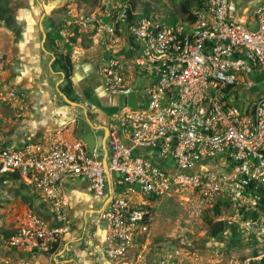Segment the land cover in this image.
Returning a JSON list of instances; mask_svg holds the SVG:
<instances>
[{
	"label": "built area",
	"instance_id": "built-area-1",
	"mask_svg": "<svg viewBox=\"0 0 264 264\" xmlns=\"http://www.w3.org/2000/svg\"><path fill=\"white\" fill-rule=\"evenodd\" d=\"M250 14L239 0H194L191 18L181 13L174 22L127 5L104 16L92 14L87 23L106 54L97 75L104 92L122 100L108 123L107 169L120 176L123 191H109L102 159L82 142L65 139L76 116L42 142L0 148V176H17L54 209L50 220L33 213L21 219L7 246L25 256H8L0 264H48L34 256L52 258L69 232L62 186L71 177L87 179L95 197L108 199L99 214L107 223L110 260L132 255L134 264H143L152 204L184 196L234 206L240 229L264 256L259 194L264 191V88L254 101L241 98L256 78L264 85V1ZM0 99L19 112L27 109L23 90H8ZM138 148L171 161L172 167L134 156ZM179 259L180 250L173 247L159 264Z\"/></svg>",
	"mask_w": 264,
	"mask_h": 264
},
{
	"label": "crops",
	"instance_id": "crops-1",
	"mask_svg": "<svg viewBox=\"0 0 264 264\" xmlns=\"http://www.w3.org/2000/svg\"><path fill=\"white\" fill-rule=\"evenodd\" d=\"M40 10V0H0V25L3 26L0 27V53L9 55L8 75L10 81L19 87V90L26 92L28 97L25 112L17 111L15 105H7L9 108L5 109V114L0 112V148L20 147L26 143L42 142L49 132L64 123L74 121V115L81 117L80 120H85L83 110H74L64 103L60 94V88L64 86V81L61 82L62 76L60 72L51 69V61L47 60V57H41V32L36 23V15H39ZM96 56L92 65L83 57L76 59L73 63L72 83L73 95L81 102L85 101L87 104H91L92 107L86 106L87 114L90 116L92 124L97 128L92 133L81 132V135L87 134L88 138L91 134L94 137L91 140L93 141V153L103 160L105 154L104 152L98 153L96 135L102 133L104 137L105 131L100 128H108L109 121L115 119L118 112L110 117L100 111L96 115L93 113L95 109H101L102 105L111 104V98L118 102L119 106L122 104V100L106 94L102 88L101 91L96 89L100 98L98 101L95 88L92 85L93 76L97 74L95 70H98L101 63L100 55ZM99 93L103 95L100 96ZM104 98L107 100L103 101ZM135 101V97H131L133 107L137 106ZM76 126V121L68 124L64 134L65 139L68 141L78 140L89 149L86 140L78 135ZM82 128L87 127L83 125ZM102 142L103 140L101 146ZM128 143L124 140L125 145ZM133 155L149 157L157 165L172 167L171 161L160 159L151 150L138 148L134 150ZM2 177L12 185V197H6L4 202L9 208L10 218L15 220L18 225L21 219L30 213L37 214L47 220L52 218L54 209L46 200L24 190L23 188H27L20 181H15L9 176ZM107 180L109 191L113 190L117 193L123 191V188L119 186L120 176L118 174L109 175ZM62 193L66 200L64 215L69 232L64 236L52 258L41 254L34 256L35 259L48 264H134L132 255L119 261L108 259L105 255V250L108 247L106 242L107 223L106 228L102 230L99 225L88 219L89 215H94L95 212L100 213L108 199L95 197L89 181L83 177L67 179L63 183ZM135 201L148 203L147 199L140 197H136ZM95 215L101 218L100 214ZM155 229L152 224L150 234L153 230L158 233ZM23 255L22 252L11 250L8 246L0 247V260L8 256L20 257ZM151 255L148 253V256L145 257L150 261Z\"/></svg>",
	"mask_w": 264,
	"mask_h": 264
},
{
	"label": "rangeland",
	"instance_id": "rangeland-1",
	"mask_svg": "<svg viewBox=\"0 0 264 264\" xmlns=\"http://www.w3.org/2000/svg\"><path fill=\"white\" fill-rule=\"evenodd\" d=\"M183 0H40L41 12L36 15V23L39 25L43 16L42 25L44 32L50 39L46 38L44 44L45 52H41V57H47L51 61L54 71L59 72L58 66L54 65L56 57L60 59L63 56H70L72 63L77 58H85L89 64H93L94 57L100 55V58L106 57L99 40L96 39L93 27L87 23V19L94 13L104 16L106 12L112 11L114 8L122 6H132L138 13H147L148 15L157 16L165 21L171 19L176 20L181 14L180 4ZM240 3H245L246 8L254 13L262 4L264 0H239ZM2 25H0L1 27ZM3 27V26H2ZM257 26L253 30H256ZM73 39L75 41L73 42ZM42 40V34H41ZM115 48H119L116 46ZM118 50V49H116ZM2 57L0 68V95L11 89H19L15 86L9 78V55L0 53ZM63 60V59H62ZM53 70V69H52ZM97 73V71L95 70ZM92 85L98 91L102 90L103 82L101 78L96 75L93 76ZM89 81V79H88ZM66 86L60 88L61 90ZM60 87V86H59ZM264 88L260 78H256V84L252 90L244 96L242 100L252 98L259 94ZM21 89V88H20ZM101 89V90H100ZM74 93V92H73ZM71 94L72 99L83 106L91 104L81 102L76 96ZM100 96L103 94L99 93ZM96 97L100 101L96 91ZM247 96H250L247 97ZM116 97V96H114ZM107 98V97H106ZM118 98V97H117ZM102 100V99H101ZM107 99L104 98L103 101ZM109 105H100L101 109H95L93 114L98 111L107 116L115 115L119 112V104L112 99ZM65 103V102H64ZM66 104V103H65ZM235 104L240 108L244 107L242 101H236ZM68 105V104H66ZM7 104L0 99V112L5 114ZM79 109V108H78ZM82 110V109H80ZM89 111V110H88ZM92 111V109H91ZM90 111V113H91ZM93 112V111H92ZM118 114V113H117ZM92 117V113L90 114ZM98 153L103 152L101 141L103 134L98 133ZM100 159V158H99ZM24 190H28L23 188ZM12 185L5 181L0 176V247L7 246L8 236L15 231L17 223L10 218L8 214L9 208L4 202L6 197L11 198ZM14 191H16L14 189ZM31 194L32 192L28 190ZM153 205V230L147 240V248L143 249V264H159L164 251L170 250L173 247L180 250V259L176 264H249L257 260L255 254L262 253L261 249L248 247L244 242H247V237L241 240L242 247L237 246V242L232 239L231 230H227L218 238L213 239L209 236L208 224L217 221L219 218L228 225H237L240 228V218L238 212L232 205L224 204L217 207L220 210V215H215L217 203L209 204L198 200L196 196H184L178 198L163 197ZM93 223L99 225L104 230L106 228V221L96 215H89L88 218ZM151 255V260L145 256ZM1 262V260H0Z\"/></svg>",
	"mask_w": 264,
	"mask_h": 264
},
{
	"label": "trees",
	"instance_id": "trees-1",
	"mask_svg": "<svg viewBox=\"0 0 264 264\" xmlns=\"http://www.w3.org/2000/svg\"><path fill=\"white\" fill-rule=\"evenodd\" d=\"M194 4V0H183L180 4V11L182 14L184 15H189L190 16V10L192 8ZM129 6V5H128ZM129 8L131 10H134L135 8L132 7L131 5L129 6ZM135 11V10H134ZM143 14V13H141ZM145 15H148L147 13H144ZM175 20L171 19L169 22H174ZM47 39H50V36H47ZM75 41V39H73V42ZM63 59V60H62ZM54 65L58 66L59 68V72L63 73V79H64V83H66V86L61 90V92L67 96L69 99L71 98V94L73 93V83H72V78H73V63L70 59V56H63L61 59L59 57H56V60L54 61ZM53 68V66H52ZM54 70V68H53ZM73 101H76V99H72ZM12 179L17 181L18 177L15 175H11ZM259 194L262 195L263 199H261V209L264 210V191H260ZM227 203L224 202H219L217 203L218 206H216L215 209V215L218 217L220 215V210L217 208L219 207V205H224ZM256 213L253 212L252 216H255ZM247 214L244 215V219L247 218ZM231 230L232 233V239L234 241L237 242V246L242 247L243 244L241 243V240L245 239L248 236L246 235L245 232H243L240 228H238L237 225L234 226H228L223 220L222 221H214L213 223H209L208 224V230H209V236L213 239L218 238L220 235L224 234L227 230ZM11 236V234L8 236V238ZM7 238V239H8ZM244 244H246V246L248 247H255L256 249H258L255 245L254 242H252L251 240H247V242H244ZM255 258H258L257 260L250 262L249 264H264V256H259L258 254H255Z\"/></svg>",
	"mask_w": 264,
	"mask_h": 264
},
{
	"label": "water",
	"instance_id": "water-1",
	"mask_svg": "<svg viewBox=\"0 0 264 264\" xmlns=\"http://www.w3.org/2000/svg\"><path fill=\"white\" fill-rule=\"evenodd\" d=\"M44 17L45 16H43L42 17V19H41V22L39 23V31L41 32V34H42V40H41V49L42 50H44V44H45V41H46V38H47V34L44 32V27H43V25H42V21H43V19H44ZM60 74H61V76H62V80H61V82H63L64 81V79H63V73L62 72H60ZM61 94V96H62V98H63V100H64V102L66 103V104H68L69 106H71L72 108H74V110L75 109H82L84 112H85V116H84V119L85 120H80V118L81 117H76V130H77V133H78V135H80V137L83 139H85L86 140V142H87V144H88V146H89V150H90V153L91 154H93V141H91V140H93V136L90 134V137H88L87 138V134H83V135H81V132H86V133H92V131H94V130H96L97 128L92 124V122H91V120H90V116L87 114V109L85 108V106H83L82 104H80V103H77V102H73L72 100H70L67 96H65L62 92L60 93ZM136 102V101H135ZM74 116H76V115H74ZM85 126L86 125V127L87 128H82V126ZM101 130H104L105 131V135H104V137H103V142H102V150H103V152H104V154H105V156H104V158H103V160H102V162H103V166H104V168H105V175L107 176V177H109V171H108V169H107V155H108V150H107V138H108V128H106V127H101L100 128ZM89 136V135H88ZM95 214H99V213H97V212H95L94 213V215Z\"/></svg>",
	"mask_w": 264,
	"mask_h": 264
},
{
	"label": "flooded vegetation",
	"instance_id": "flooded-vegetation-1",
	"mask_svg": "<svg viewBox=\"0 0 264 264\" xmlns=\"http://www.w3.org/2000/svg\"><path fill=\"white\" fill-rule=\"evenodd\" d=\"M42 8V7H41ZM45 48V47H44ZM41 52H45V50H41Z\"/></svg>",
	"mask_w": 264,
	"mask_h": 264
}]
</instances>
